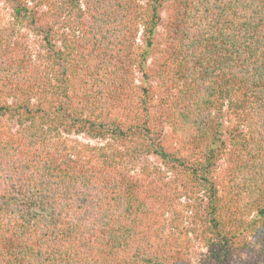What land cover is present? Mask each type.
I'll use <instances>...</instances> for the list:
<instances>
[{
	"label": "trees",
	"instance_id": "1",
	"mask_svg": "<svg viewBox=\"0 0 264 264\" xmlns=\"http://www.w3.org/2000/svg\"><path fill=\"white\" fill-rule=\"evenodd\" d=\"M0 264H264V0H0Z\"/></svg>",
	"mask_w": 264,
	"mask_h": 264
},
{
	"label": "rangeland",
	"instance_id": "2",
	"mask_svg": "<svg viewBox=\"0 0 264 264\" xmlns=\"http://www.w3.org/2000/svg\"><path fill=\"white\" fill-rule=\"evenodd\" d=\"M72 138L74 137H77L75 135H71ZM78 139L82 140L83 142H89L91 144H95L97 141L96 140H91V139H88L86 138L85 136H78L77 137ZM148 160L151 162V163H154V164H158V159L154 156H151L148 158ZM203 247H201L200 244L198 243H195L194 246L192 247V252H193V255H194V258L195 260L200 257V253L203 251Z\"/></svg>",
	"mask_w": 264,
	"mask_h": 264
}]
</instances>
